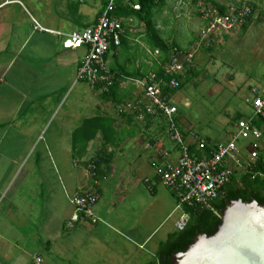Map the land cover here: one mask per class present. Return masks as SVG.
<instances>
[{"label": "crops", "instance_id": "crops-1", "mask_svg": "<svg viewBox=\"0 0 264 264\" xmlns=\"http://www.w3.org/2000/svg\"><path fill=\"white\" fill-rule=\"evenodd\" d=\"M10 1L13 0L1 1L0 9ZM105 1L59 0L56 14L68 27L65 31L80 29L95 22ZM155 1L152 21L166 45L174 43L186 48L193 44L205 23L197 11V0ZM204 1L221 13L247 3L252 11L246 20L257 9V17L264 16L262 0ZM125 2L137 7L136 0ZM80 3L87 5L82 8ZM10 19L8 15L0 18V264H147L154 260L159 243L176 231L175 221L180 214L174 194L159 182L157 175L158 151L173 145L160 117L140 121L127 105L141 95L133 79L149 71L158 72L168 55L158 49L156 53L148 44L143 21L121 16L122 41L118 47H111L105 57L119 80L104 99L99 94L92 95L88 84L77 78L84 48L52 47L48 34L33 27L32 19L38 21L33 16L30 31L23 34L12 30L15 22ZM245 22L244 19L240 28ZM232 31L235 28L229 33ZM222 39L221 34L214 35L208 46L194 54L191 66L184 71L183 84L203 66L213 71L216 79L220 65L213 58L212 45ZM31 59L41 62L31 65ZM69 75L76 77L74 85L81 80L85 88L73 98L74 105L70 101L68 108L60 111L67 96L57 92L68 83ZM228 75L227 84L234 85V74L223 73L222 77ZM234 110L235 115L249 116L239 108ZM227 115L229 124H235V115ZM177 116L186 141L193 144L191 126L179 110ZM94 117L112 118L114 135L110 141L104 142L101 131H97L84 150L73 148L74 132L83 120ZM222 123L228 124V118L224 117ZM204 139L211 145L222 143ZM98 157L104 162L97 169L99 176H93L89 163ZM142 163L151 166L153 173L151 184L147 178L152 191L148 205L132 195L134 181L129 176V171ZM238 169L241 168L234 171L237 178ZM89 189L99 194L94 205L97 221L82 219L65 229L63 223L73 212L74 195Z\"/></svg>", "mask_w": 264, "mask_h": 264}, {"label": "built area", "instance_id": "built-area-1", "mask_svg": "<svg viewBox=\"0 0 264 264\" xmlns=\"http://www.w3.org/2000/svg\"><path fill=\"white\" fill-rule=\"evenodd\" d=\"M196 8L205 23L193 44L186 48L171 45L166 61L161 63L162 75L149 71L146 75L133 79L141 88V95L127 105L128 110L140 121L160 117L173 145L171 149L162 148L158 151L157 175L159 182L172 191L180 209L175 221L176 231L183 230L189 222L185 207H208L210 201L220 195L236 168L264 177L263 171H252L262 148V129L253 122V118L264 116V88L251 86L249 102L252 113L235 122L227 142L208 145L204 138L191 132L194 151L189 149L190 144L185 139L171 93L163 91L165 88L179 86V77L191 66L194 54L200 48L208 46L214 35L238 27L252 11L251 6L245 3L230 12L221 13L204 0H197ZM114 11L115 0H106L94 23L70 31L52 30L32 19L36 30L60 36L63 48L85 49L77 69V78L84 80L98 94L107 92L116 79L105 60L110 48L118 47L121 42V19ZM240 139L247 142L240 144ZM89 170L91 175L96 176L94 161L89 163ZM98 198L99 194L95 189L76 193L72 199L73 212L64 220V228L70 229L82 219L95 223L97 218L94 205ZM34 257L37 262L40 261L37 255Z\"/></svg>", "mask_w": 264, "mask_h": 264}, {"label": "rangeland", "instance_id": "rangeland-1", "mask_svg": "<svg viewBox=\"0 0 264 264\" xmlns=\"http://www.w3.org/2000/svg\"><path fill=\"white\" fill-rule=\"evenodd\" d=\"M58 1L13 0L0 9V18L4 15L11 17L10 20L15 22L11 24L12 30L19 34H23L25 30L30 31L31 16L35 17L42 25L49 29L65 31L68 27L64 26L65 24L56 14L58 9L56 3ZM70 1L76 3L77 0ZM86 5V3L79 4L82 8ZM261 5L264 10V0L261 1ZM96 8L97 6L92 9ZM258 13L259 9L252 12L250 19H245L244 26L242 28L240 26L239 28H235V32H228L225 35L221 33L223 39L219 43L212 45L211 53L215 61L220 65L216 79L212 76L213 71L209 68L204 66L199 67L200 71H197L196 76L190 77L191 79L180 87L177 95L172 99L177 104L180 116L187 121L194 133L199 134L203 138L209 137L212 141L227 142L235 125L234 123L232 125L229 124V116L227 114L233 117L235 115L234 109L239 108L244 113L250 115L252 113L249 102V99H251L250 87L264 88V16L261 14L257 17ZM91 16L92 14L89 15V18ZM47 34L52 47L59 48L61 37L50 32H47ZM17 36L19 37L18 34ZM78 49L81 50L80 48L76 50ZM29 61L33 63L31 65L41 62L37 59ZM223 73L224 75L234 74V85L227 84L231 75L226 76L225 79L222 77ZM75 79L76 77L67 76L68 83L57 92L58 95L64 94L67 96V102L62 106L60 111L66 110L68 108L67 103L70 104V101H73L71 105H74L75 100L73 98L80 96L84 92L83 87L85 88V86L82 84L83 81L79 80L74 85L72 81ZM216 82L219 83L218 86L215 84ZM85 85L87 84L85 83ZM236 85L242 87L237 91ZM87 87L92 95L98 97L97 92L88 85ZM76 104L79 105L80 102L76 101ZM224 117L225 119L228 118V124L222 123ZM229 130L230 134L228 133ZM246 142L244 139L239 140L240 144ZM261 144L260 154L264 158V136ZM116 164L119 165L120 162L117 161ZM150 167L148 164L142 163L138 169H132L129 171L130 175L128 174L132 176L134 181L132 195L141 204L147 205L152 193L148 187L149 182L147 180L148 178L150 181L153 175ZM236 171L239 176L242 173V168ZM152 181H150V184ZM159 220H162L161 215L159 216ZM152 258H147L146 260L149 261Z\"/></svg>", "mask_w": 264, "mask_h": 264}, {"label": "water", "instance_id": "water-1", "mask_svg": "<svg viewBox=\"0 0 264 264\" xmlns=\"http://www.w3.org/2000/svg\"><path fill=\"white\" fill-rule=\"evenodd\" d=\"M204 211L197 225L169 246L159 247L160 264H264V198L232 194Z\"/></svg>", "mask_w": 264, "mask_h": 264}, {"label": "trees", "instance_id": "trees-1", "mask_svg": "<svg viewBox=\"0 0 264 264\" xmlns=\"http://www.w3.org/2000/svg\"><path fill=\"white\" fill-rule=\"evenodd\" d=\"M126 0H115V15L119 17H129L133 16L140 21H143L145 24V31H146V40L148 44L153 49H158L160 52H164L167 56L169 53V48L171 45H175L174 43L166 45L165 41L160 36L159 32L155 29L154 23L152 21L154 15V8L156 7L155 0H136L137 7L131 6L125 2ZM221 12V11H220ZM250 16V15H249ZM248 18V17H246ZM122 41V37H121ZM121 43V42H120ZM114 47V46H112ZM106 57V55H105ZM111 70V69H110ZM112 71V70H111ZM114 73V72H113ZM159 75H162V70L159 69L157 72ZM116 75V74H115ZM118 77L114 80L113 85L109 88L107 92L99 93V97L107 99V97L113 92L115 86L118 82ZM179 86L176 88H165L163 91H168L171 95L176 92L180 87L183 85V76L179 77ZM178 112V111H177ZM178 118V116H177ZM242 118L241 115H235L234 119L237 121L238 119ZM112 118L108 117H94L90 119L83 120L82 124L79 126L78 130L74 132L72 135V146L73 148H78L84 150V147L87 145L88 141L91 140L96 134L97 131H101L102 133V140L104 142H109L111 137L114 135V130H112ZM253 122L262 129V134L264 136V116H259L253 118ZM208 145H211L209 141L206 140ZM189 149L194 151L195 144H190ZM196 151V150H195ZM199 155V151H196ZM95 161V174L99 176L98 168L104 162L102 157H98L94 159ZM252 171H263L264 172V158L259 152V156L254 163ZM249 191L257 193L262 198H264V177L261 178L258 175H254L252 172H242L237 178L236 173H233L229 182H227L221 190L220 195L210 201V205L208 207H185V211L189 214V222L186 227L181 231H174L170 233L167 238L160 242L158 248L155 253V259L148 262L147 264H160L159 260V247L160 244L163 248L169 246L178 236L188 230L190 227L197 225L199 219L204 211L212 214L215 217H220L218 212L211 206L212 204L232 195L236 194L239 195L240 193L246 197Z\"/></svg>", "mask_w": 264, "mask_h": 264}]
</instances>
